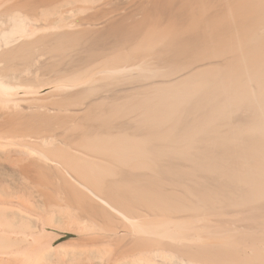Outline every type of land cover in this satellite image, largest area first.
Listing matches in <instances>:
<instances>
[{
    "label": "bare ground",
    "instance_id": "1",
    "mask_svg": "<svg viewBox=\"0 0 264 264\" xmlns=\"http://www.w3.org/2000/svg\"><path fill=\"white\" fill-rule=\"evenodd\" d=\"M0 264H264V0H0Z\"/></svg>",
    "mask_w": 264,
    "mask_h": 264
}]
</instances>
